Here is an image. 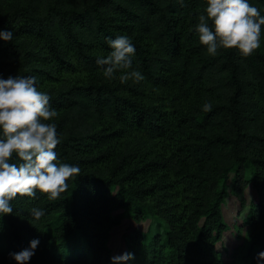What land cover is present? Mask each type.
<instances>
[{
    "label": "trees",
    "instance_id": "16d2710c",
    "mask_svg": "<svg viewBox=\"0 0 264 264\" xmlns=\"http://www.w3.org/2000/svg\"><path fill=\"white\" fill-rule=\"evenodd\" d=\"M0 29V74L36 75L57 115L61 163L79 164L58 197L18 195L0 218V264L40 243L27 264H113L107 241L122 210L136 223L121 264H257L264 250V29L251 55L206 51L194 26L207 0H26ZM264 13V0H250ZM128 35L133 67L145 79L104 77L96 61L108 38ZM210 101L212 109L202 110ZM252 202L237 230L242 243L224 259L218 244L233 194ZM33 207L45 215L34 219ZM244 233H247L246 236ZM248 243V244H247Z\"/></svg>",
    "mask_w": 264,
    "mask_h": 264
},
{
    "label": "clouds",
    "instance_id": "9594fccd",
    "mask_svg": "<svg viewBox=\"0 0 264 264\" xmlns=\"http://www.w3.org/2000/svg\"><path fill=\"white\" fill-rule=\"evenodd\" d=\"M206 51L216 55L220 48L239 50L248 56L260 47L264 13L250 0H207L199 22L194 26ZM13 31L0 29V39L11 41ZM111 51L97 58L104 77L111 79L117 71L122 82L131 79L139 83L143 73L133 67L135 44L128 35L108 38ZM47 91L40 90L36 75L0 74V218L13 213V199L18 195L35 197L37 190L58 197L68 188L67 180L80 172L79 164L58 161L56 146L60 134L54 122L57 111L50 103ZM206 101L202 110L210 111ZM45 209L33 207L31 216L39 219ZM40 243L33 238L29 246L10 252L16 264H27ZM134 259V253L124 252L111 257L113 264ZM257 264H264V250L257 253Z\"/></svg>",
    "mask_w": 264,
    "mask_h": 264
},
{
    "label": "rangeland",
    "instance_id": "374dc122",
    "mask_svg": "<svg viewBox=\"0 0 264 264\" xmlns=\"http://www.w3.org/2000/svg\"><path fill=\"white\" fill-rule=\"evenodd\" d=\"M26 5V0H0V13L7 14L17 7H25ZM243 196L245 205H242L233 194L227 198L223 205V216L229 225V230L225 233L223 240L218 244V248L226 260L229 259L228 253L242 243V240L238 239L237 230L239 225L241 226L250 204L257 201V194L251 185L246 188ZM115 215H120L121 220L119 225L110 230L107 241L108 248L111 250L113 256L123 253L126 235L132 228H139L147 237L156 232L163 231L158 226V222L152 218H147L140 223H136L125 215L122 210H117ZM246 234L244 233L245 236Z\"/></svg>",
    "mask_w": 264,
    "mask_h": 264
}]
</instances>
